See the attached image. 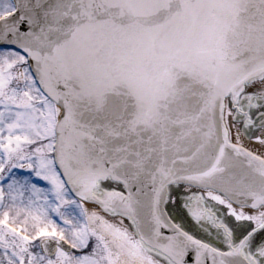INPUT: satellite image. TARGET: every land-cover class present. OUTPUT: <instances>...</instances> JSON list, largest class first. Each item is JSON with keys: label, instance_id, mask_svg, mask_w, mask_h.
Masks as SVG:
<instances>
[{"label": "snow or ice", "instance_id": "1", "mask_svg": "<svg viewBox=\"0 0 264 264\" xmlns=\"http://www.w3.org/2000/svg\"><path fill=\"white\" fill-rule=\"evenodd\" d=\"M264 0H0V264H264Z\"/></svg>", "mask_w": 264, "mask_h": 264}, {"label": "flooded vegetation", "instance_id": "2", "mask_svg": "<svg viewBox=\"0 0 264 264\" xmlns=\"http://www.w3.org/2000/svg\"><path fill=\"white\" fill-rule=\"evenodd\" d=\"M245 143H246L250 148H254V149H258V150L264 151V149H260L259 146H258L257 144H255L254 142H248V141H245Z\"/></svg>", "mask_w": 264, "mask_h": 264}]
</instances>
